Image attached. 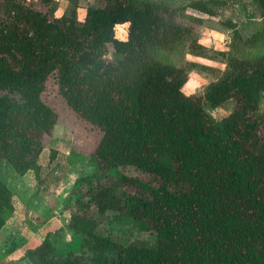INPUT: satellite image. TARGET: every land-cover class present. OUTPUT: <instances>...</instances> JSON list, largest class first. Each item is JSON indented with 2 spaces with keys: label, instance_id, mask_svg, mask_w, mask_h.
I'll return each instance as SVG.
<instances>
[{
  "label": "trees",
  "instance_id": "obj_1",
  "mask_svg": "<svg viewBox=\"0 0 264 264\" xmlns=\"http://www.w3.org/2000/svg\"><path fill=\"white\" fill-rule=\"evenodd\" d=\"M103 1L66 0L58 19V0H0V165L20 176L32 171V196L61 178L42 176L39 163L43 133L56 119L43 99L49 78L76 116L100 131L97 172L76 176L64 198L65 227L84 250L53 251L49 232L26 252L32 264H264V0H250L240 26L222 22L232 29L231 48L248 56L202 46L203 19H183L187 10L216 16L225 0ZM126 22L120 40L116 26ZM208 50L226 67L185 96L187 68L204 65L161 55L213 57ZM229 99L233 107L220 122L205 110ZM126 165L148 178L118 169ZM12 209L0 171V228ZM103 220L128 224L130 239L101 230ZM21 241L8 238L4 253Z\"/></svg>",
  "mask_w": 264,
  "mask_h": 264
},
{
  "label": "rangeland",
  "instance_id": "obj_2",
  "mask_svg": "<svg viewBox=\"0 0 264 264\" xmlns=\"http://www.w3.org/2000/svg\"><path fill=\"white\" fill-rule=\"evenodd\" d=\"M83 1L94 6H102L104 4L103 0ZM162 1L169 4H183L187 3L189 0ZM58 5L59 9H62L66 5V0H58ZM252 6L253 5L250 3V0H225V3L222 5V7L217 9V12L219 13L216 14V16H209L195 10H187V15L183 19L189 20L192 16H199L203 19L202 25L197 28L199 32V40L202 39L204 34L208 31L224 33L228 38L222 45L226 56H229V54L234 56H237L235 54H245V56H248L250 54L249 52L244 51L243 53H239L235 52V50L231 48L229 36L231 35L232 29L226 28L222 22H224L226 19H229L231 22H235L237 27L240 26L242 22H244L245 13L248 10H251ZM82 12H84V9L80 8L77 11V16H79ZM253 28L254 23H251V25H248V27L242 28L241 32L243 35H245L253 30ZM208 53L214 54L213 57L204 58L192 56L190 54L180 55L170 52L163 53L161 56L163 57L164 61L173 62L177 65H184L183 61L189 59V57H192L194 58L193 60L202 63L204 65L203 67L197 65L187 68V80L189 79L191 73L197 74L201 86L200 88L196 89L194 93H200L204 90L206 85L211 80H214L224 69L221 68V65H225V59H222L220 54H216L215 51L209 50ZM204 61H209L211 63L207 64ZM43 99L54 109L56 113V119L53 127L48 132L43 133L44 148L39 156V163L42 166L41 175L44 176L50 171L51 175H48L49 179L52 178V175H60L61 178L56 182H49L51 191L45 195L49 196V199H47L46 202H48L50 207H52L50 210H53L50 216L52 217L54 215V217H49V219H51L48 221V223L42 226L41 234L44 236L46 233H52V246L53 251L55 252H58L57 246L63 251L81 252L84 250L83 247H81V242L75 239L74 236L72 237V234L65 227V222L68 218V209L65 207L66 203L64 198L69 196L71 184L76 176L79 174L97 172L96 160L92 152L98 143L100 131L90 123L79 119L76 114L66 105L58 93L57 86L55 85L53 78H49L46 83L43 92ZM232 107L233 101L229 99L223 104L214 108L206 106L205 110L210 116L213 117V119H215L217 122H220L231 111ZM259 111L264 112V93L259 105ZM52 151L55 152L54 158L49 161V156ZM118 169L127 175L147 177V175L143 174L132 165L120 166ZM0 171L2 172V175L8 179V183L12 190V205H15V210L18 213L16 215L18 222L14 227L18 226L19 230H15L13 233L10 232V238H18V240L21 241L23 236L30 235L29 231L38 233L39 230L37 227L40 225L39 222H41L40 220L43 218L44 211L37 207L33 202L34 197L31 198V193L38 186L37 179L34 177L33 173L29 171L23 176V179L17 180V177H12V173L16 174L13 168L6 163H1ZM99 177L103 178L104 181H110V177H104L102 172H99ZM30 200H32V202ZM43 205L46 206V203H43ZM13 210L14 206L8 217H10V215L13 213ZM54 210H56L57 213H55ZM106 225L112 226L113 228L108 229ZM100 229L105 230V232L111 234V236L121 242H125L130 239L129 232L131 230L128 224H111L106 222V220H103V222L100 224ZM58 230L60 231L58 232ZM36 237L37 240L30 241L29 243L25 244L19 252L11 255L14 256V259L10 261V264H32L31 257L28 256L26 252L39 244L37 242L40 241L41 238H39V236ZM0 240V242L3 244L4 242L8 241V238H1ZM22 243L19 245V247L22 245Z\"/></svg>",
  "mask_w": 264,
  "mask_h": 264
},
{
  "label": "crops",
  "instance_id": "obj_3",
  "mask_svg": "<svg viewBox=\"0 0 264 264\" xmlns=\"http://www.w3.org/2000/svg\"><path fill=\"white\" fill-rule=\"evenodd\" d=\"M29 172V171H28ZM28 172H26V173H28ZM32 172V171H31ZM25 173V174H26ZM33 173V172H32ZM24 174V175H25ZM24 175H22V176H20V175H18V174H13L12 173V177H17L16 179L18 180H21V179H23V176ZM33 175H34V173H33ZM7 179V178H6ZM7 185L9 186V188L11 189V187H10V185H9V183H8V179H7ZM12 191V190H11ZM32 194L33 193H31V198L32 197H34V199H33V202L36 204V206L37 207H39L42 211H44V213H43V218L40 220L41 222H39L40 223V225L37 227L38 228V233H36V232H33V231H29V233H30V235H25V236H23V238H21V243L22 242H24V243H22V245L20 246V247H17L15 250H13L12 252H9V253H4V250H3V248H2V242H0V264H10V261H12L14 258V256H11L12 254H14V253H17V252H19L20 250H21V248L22 247H24V245L25 244H27V243H29L30 241H32V240H37V237L36 236H39V238H41L42 239V237H43V234H41L42 233V231H41V229H42V226H44L45 224H47L48 223V221L51 219V218H53L54 217V215L51 217L50 215H51V213L53 212V210H50V209H52V207H50V205H49V203L48 202H46L47 201V199H49L48 197L49 196H46V195H44V194H37V195H34V196H32ZM31 202H32V200H30ZM29 202V201H28ZM27 202V203H28ZM43 203H46V206H44L43 205ZM47 203H48V205H47ZM14 206V210H13V213L10 215V217H8V218H6V222H5V224L0 228V239L1 238H3V239H7V238H10L11 237V233H13L15 230L16 231H18L19 229H18V226L17 227H14L15 225H16V223L18 222L17 221V218H16V215L18 214L17 213V211L15 210V205H13ZM54 212L55 213H57L56 212V210H54ZM48 214V215H47ZM49 217H51L50 219H49ZM65 219V218H64ZM11 232V233H10ZM40 232V233H39ZM44 233V232H43ZM45 234V233H44ZM1 241V240H0ZM40 241H38L37 243H39ZM20 243V244H21ZM36 243V244H37ZM19 244V245H20Z\"/></svg>",
  "mask_w": 264,
  "mask_h": 264
},
{
  "label": "clouds",
  "instance_id": "obj_4",
  "mask_svg": "<svg viewBox=\"0 0 264 264\" xmlns=\"http://www.w3.org/2000/svg\"><path fill=\"white\" fill-rule=\"evenodd\" d=\"M54 15L56 18H60L63 16V9H58ZM78 21L80 23H84L86 19V12H82L78 17ZM117 30H118V38L120 40H126L127 39V28L128 24L127 22L122 24V25H117ZM227 36L224 33L221 32H216V31H208L204 34V37L198 41L199 44L205 47H215L218 50L223 51L222 45L224 42L227 40ZM190 60H193L194 58L189 57ZM195 59H200V58H195ZM207 64H210L211 62L209 61H204ZM226 67V65H221V68ZM200 82L198 79V76L196 73H191L189 79L186 81L185 85H183L180 89L181 92L185 96H190L194 94L196 89L200 88Z\"/></svg>",
  "mask_w": 264,
  "mask_h": 264
}]
</instances>
